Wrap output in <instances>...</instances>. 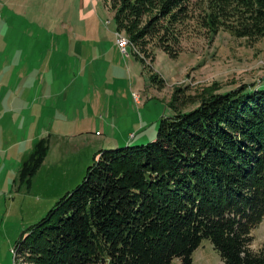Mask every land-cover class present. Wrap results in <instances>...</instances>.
<instances>
[{"label":"rangeland","instance_id":"1","mask_svg":"<svg viewBox=\"0 0 264 264\" xmlns=\"http://www.w3.org/2000/svg\"><path fill=\"white\" fill-rule=\"evenodd\" d=\"M167 1L0 0V264H25L18 240L101 150L156 140L163 118L212 94L264 86V20L252 5ZM41 139L46 157L22 181ZM256 230L264 242V220ZM193 264L224 263L205 240Z\"/></svg>","mask_w":264,"mask_h":264},{"label":"trees","instance_id":"2","mask_svg":"<svg viewBox=\"0 0 264 264\" xmlns=\"http://www.w3.org/2000/svg\"><path fill=\"white\" fill-rule=\"evenodd\" d=\"M237 1L264 20V0ZM47 151L41 139L22 181L30 183ZM263 220L264 86L212 94L163 118L156 140L101 150L17 247L25 264H193L209 240L224 264H264V252L239 255L242 236Z\"/></svg>","mask_w":264,"mask_h":264},{"label":"clouds","instance_id":"3","mask_svg":"<svg viewBox=\"0 0 264 264\" xmlns=\"http://www.w3.org/2000/svg\"><path fill=\"white\" fill-rule=\"evenodd\" d=\"M256 231V229L250 228L249 232L242 236V239H249L241 246V251L239 253L241 259H245L249 254L258 257L264 252V242H258L259 238H253V234Z\"/></svg>","mask_w":264,"mask_h":264},{"label":"bare ground","instance_id":"4","mask_svg":"<svg viewBox=\"0 0 264 264\" xmlns=\"http://www.w3.org/2000/svg\"><path fill=\"white\" fill-rule=\"evenodd\" d=\"M116 35H117V40L122 41V45L127 47V45H128L127 38L124 37L123 35L119 34V33H117Z\"/></svg>","mask_w":264,"mask_h":264},{"label":"built area","instance_id":"5","mask_svg":"<svg viewBox=\"0 0 264 264\" xmlns=\"http://www.w3.org/2000/svg\"><path fill=\"white\" fill-rule=\"evenodd\" d=\"M117 38V35H116ZM117 44L120 46V48L122 49V51L124 53H126V46L122 45V41L117 40Z\"/></svg>","mask_w":264,"mask_h":264}]
</instances>
